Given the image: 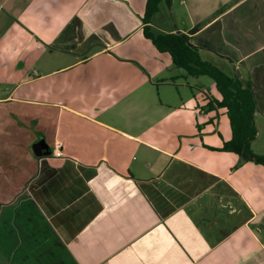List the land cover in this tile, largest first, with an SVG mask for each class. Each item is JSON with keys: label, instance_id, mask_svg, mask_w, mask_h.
I'll use <instances>...</instances> for the list:
<instances>
[{"label": "crops", "instance_id": "0c3cea01", "mask_svg": "<svg viewBox=\"0 0 264 264\" xmlns=\"http://www.w3.org/2000/svg\"><path fill=\"white\" fill-rule=\"evenodd\" d=\"M146 1L0 0V264H264V166L219 151L215 84L144 37ZM149 25L251 81L256 139L264 0H171Z\"/></svg>", "mask_w": 264, "mask_h": 264}, {"label": "trees", "instance_id": "16d2710c", "mask_svg": "<svg viewBox=\"0 0 264 264\" xmlns=\"http://www.w3.org/2000/svg\"><path fill=\"white\" fill-rule=\"evenodd\" d=\"M170 6L171 0H147L142 17L143 35L161 53H168L172 64L182 72L184 78L209 77L220 95L214 107L224 109L229 121L231 139L223 143L219 151L235 153L240 162L251 161L264 166V154H256L251 147L257 130L254 115L257 109L251 81L230 76L211 62L201 58L199 48L190 43L189 35L180 32L161 33L154 31L151 19L161 4ZM198 30L193 28L189 34Z\"/></svg>", "mask_w": 264, "mask_h": 264}, {"label": "rangeland", "instance_id": "374dc122", "mask_svg": "<svg viewBox=\"0 0 264 264\" xmlns=\"http://www.w3.org/2000/svg\"><path fill=\"white\" fill-rule=\"evenodd\" d=\"M157 20L160 19V14L156 15ZM223 71V70H222ZM193 84L200 85L203 84L205 87H208L209 85L213 84L214 87V82L211 78L206 77V76H201L198 78H192L190 80ZM257 126H258V136L253 142V149L256 151H261L264 152V125H263V120L261 118H258L257 121Z\"/></svg>", "mask_w": 264, "mask_h": 264}, {"label": "water", "instance_id": "95a60500", "mask_svg": "<svg viewBox=\"0 0 264 264\" xmlns=\"http://www.w3.org/2000/svg\"><path fill=\"white\" fill-rule=\"evenodd\" d=\"M33 154L36 157H48L51 155V149L49 146L45 143L44 140H39L32 146Z\"/></svg>", "mask_w": 264, "mask_h": 264}, {"label": "built area", "instance_id": "2783aa9c", "mask_svg": "<svg viewBox=\"0 0 264 264\" xmlns=\"http://www.w3.org/2000/svg\"><path fill=\"white\" fill-rule=\"evenodd\" d=\"M59 146H60V143H57V147H59ZM53 156H54V157H61L62 155H61L60 152H55V151H54Z\"/></svg>", "mask_w": 264, "mask_h": 264}]
</instances>
